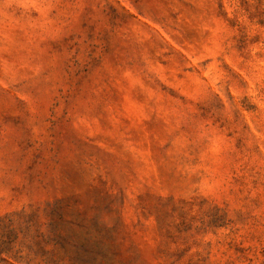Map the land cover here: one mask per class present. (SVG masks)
<instances>
[{
    "label": "rangeland",
    "instance_id": "rangeland-1",
    "mask_svg": "<svg viewBox=\"0 0 264 264\" xmlns=\"http://www.w3.org/2000/svg\"><path fill=\"white\" fill-rule=\"evenodd\" d=\"M0 264H264V0H0Z\"/></svg>",
    "mask_w": 264,
    "mask_h": 264
}]
</instances>
